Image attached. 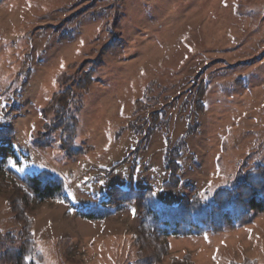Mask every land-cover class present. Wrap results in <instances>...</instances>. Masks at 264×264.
Here are the masks:
<instances>
[{
  "label": "rangeland",
  "instance_id": "rangeland-1",
  "mask_svg": "<svg viewBox=\"0 0 264 264\" xmlns=\"http://www.w3.org/2000/svg\"><path fill=\"white\" fill-rule=\"evenodd\" d=\"M66 87L76 157L58 132L33 145L41 110ZM1 129L13 136L0 141L10 185L0 188V264L23 240L12 203L34 222L26 264H264L262 214L232 231L157 237L134 206L102 205L131 186L159 205L208 203L264 166V0H0ZM170 158L179 185L165 190ZM40 172L62 181L60 196L40 203L25 189L20 178ZM98 210L112 216L84 217Z\"/></svg>",
  "mask_w": 264,
  "mask_h": 264
},
{
  "label": "trees",
  "instance_id": "trees-1",
  "mask_svg": "<svg viewBox=\"0 0 264 264\" xmlns=\"http://www.w3.org/2000/svg\"><path fill=\"white\" fill-rule=\"evenodd\" d=\"M63 36L62 38H64ZM111 45L102 49L101 53L113 51ZM93 70L83 74L84 76L76 84L78 90H87L94 81ZM202 85L200 95L206 91ZM74 92L72 88H65L48 100L47 106L41 110L44 120L43 140L34 142L36 147H46L48 139L45 135L59 133V145L70 157H76L81 149H75V137L78 128V121L71 117L69 112L71 99ZM198 109H202V105ZM49 117V120L47 118ZM13 131L10 129L0 130V141L12 139ZM5 149V147L3 148ZM6 150V149H5ZM7 154L11 153L7 150ZM122 161L113 166L112 170L125 163ZM5 166V165H4ZM7 168V166H5ZM169 173L168 180L163 184L165 190L176 189L179 185L177 178L179 166L176 159L167 162L166 170ZM25 189L38 202L60 196L63 192V183L59 179L51 178L46 172H40L34 176H23L20 178ZM9 184H0V188L6 189ZM12 190L20 191L18 184H13ZM121 204L134 206L149 219L154 228L156 236H183L194 237L203 235L205 232L218 233L223 230H235L238 227L250 223L253 218L260 214L264 215V166H258L252 171L246 172L234 184L232 188L218 189L211 195L210 202L202 201L198 196L190 199L183 198L176 206L159 205L150 190H136L132 186L128 190L112 192L109 200L102 205ZM15 219L22 223L23 240L19 249L4 251L3 261L5 264H26L28 257L33 255L35 245L33 230L34 222L27 217L25 209L22 211L15 204L10 206ZM112 216L108 211H95L84 215L91 221L103 220ZM37 259L41 260L39 255ZM230 264H257L256 261L245 259L242 262H231Z\"/></svg>",
  "mask_w": 264,
  "mask_h": 264
},
{
  "label": "snow or ice",
  "instance_id": "snow-or-ice-1",
  "mask_svg": "<svg viewBox=\"0 0 264 264\" xmlns=\"http://www.w3.org/2000/svg\"><path fill=\"white\" fill-rule=\"evenodd\" d=\"M60 67L61 68H64L65 66H64V64L63 63H61V65H60ZM19 171H24V169H18ZM135 213V209H133V214Z\"/></svg>",
  "mask_w": 264,
  "mask_h": 264
}]
</instances>
